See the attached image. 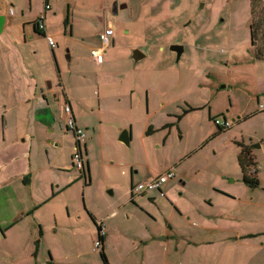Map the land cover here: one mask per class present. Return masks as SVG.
Returning a JSON list of instances; mask_svg holds the SVG:
<instances>
[{
	"label": "rangeland",
	"instance_id": "1",
	"mask_svg": "<svg viewBox=\"0 0 264 264\" xmlns=\"http://www.w3.org/2000/svg\"><path fill=\"white\" fill-rule=\"evenodd\" d=\"M131 1L127 8L113 15L110 3L105 0L100 20L95 14L97 18L84 16L79 6L75 8L72 33L67 32L64 38L54 36L60 53L56 59L43 38L34 41L43 65L51 70L47 76L55 87L62 81L67 88L74 89L67 82L69 74H83L91 79L92 107L96 99L94 91L106 106L101 107L102 118L100 123L97 121L103 134L94 141L91 149L89 187L70 188L67 194L70 203L80 211L83 204H87L99 218L117 210L116 218L109 224L103 221L105 233L109 231L115 239L119 237L114 234L127 236L154 229V226L164 229L167 223L179 232H192L193 228L174 205L173 197L179 196L184 188L179 201L185 206L184 210L187 208L192 214L203 195L207 199H223L220 192L213 193V189H217L214 184L221 187L225 183L234 193L248 200L246 215L248 220L252 218L256 223L249 226L262 228L258 218L264 217V186L259 183L252 189L243 185L237 157L241 146L257 155L253 146L264 144V111H258V104L264 102V96L256 94L260 81L255 79L264 74V68L251 62L259 53L264 54V0ZM150 9L157 10L156 14L145 13ZM109 21L115 33L114 43L106 51L103 63L98 65L92 60L90 51L100 46L98 34ZM252 31H255V52L249 45ZM170 45L186 47L177 63L176 55L169 52ZM112 49L115 52L109 53L113 52ZM133 49L144 52L147 57L138 64L134 63L130 59ZM165 66L169 68L164 70ZM254 67L257 68L254 70ZM161 74H165V79ZM168 75L170 79H167ZM130 81L134 92L132 110L119 105L127 99L125 95ZM256 96L260 100L258 104ZM148 105L150 116L146 117ZM195 105L200 106L198 110L185 112ZM126 118L133 120V138L129 146L117 140L122 131L131 132L130 127L118 132ZM216 119L231 123V128L221 136H218L221 133L218 134L219 129L214 124ZM146 121L154 128L163 123L166 125L154 129L150 137L144 138ZM145 153L148 160H144ZM169 167H173L176 177L165 187L170 191L166 199L148 202L156 205L157 211L140 205L139 197L137 203L127 205L132 185ZM198 184L208 187L213 184V187L202 189ZM152 193L158 195V192ZM73 195L76 203L72 202ZM203 206L208 212H214L211 205V208ZM60 210L66 214V208L60 207ZM88 221L93 223L90 216ZM2 237L0 232V249H14L12 241ZM172 243L175 246V238ZM171 245L167 247V264L176 261ZM90 247L96 250L94 244ZM57 248L60 247L57 245ZM152 250L150 261L160 259L158 249ZM107 252L111 256L112 252ZM94 263L103 264L98 258ZM90 264L93 263L90 261ZM113 264H119L115 258Z\"/></svg>",
	"mask_w": 264,
	"mask_h": 264
},
{
	"label": "crops",
	"instance_id": "2",
	"mask_svg": "<svg viewBox=\"0 0 264 264\" xmlns=\"http://www.w3.org/2000/svg\"><path fill=\"white\" fill-rule=\"evenodd\" d=\"M107 1L110 3L113 15H116L118 10L127 8V3L132 2L131 0ZM103 3L105 0H52L50 9L44 11V0H0V232L3 235L2 239H10L14 247V249H0V264H90V261L95 264L96 258L102 262L101 254L104 255L107 264H113L114 258L119 264H151L154 261L156 264H167V247L174 238L175 246L172 243L171 247L173 254L176 255V261L173 264H264V217L258 218L262 228H251L249 225L256 223L252 218L249 221L246 215L248 200L234 193L225 183L221 187L214 184L217 189H213V193L220 192L223 199L217 197L207 199L203 195L192 214L187 208L185 211L183 208L185 206L179 201L184 188L179 192V196L173 197L174 205L181 210L180 216L185 217L186 222L193 228L192 232H179L167 223L164 229L154 226V229L149 228L127 236L114 234L119 237L115 239L109 235V231L108 234L105 233L106 226H103V221L109 224L116 218L117 210L107 212L99 218L95 216V212L89 210L87 204H83V209L80 211L70 203V197L67 196L70 188L75 187L80 190L82 187L83 189L89 187L87 183L91 149L95 144L94 141L103 134L99 129V123L102 118L101 107L105 104L103 99L99 98L100 95L94 94V91L93 95L96 99L95 106L92 107L89 86L91 79L85 78L83 74H69L67 82L74 89L67 88L62 81H59L55 87L47 76L51 70L43 65V59L38 56L34 41L36 38H43L46 42V36L64 38L67 32L70 34L73 31L72 13L75 8L79 6L84 16L99 18L102 11L104 13ZM173 6L175 9V5ZM156 12L157 10L150 9L145 13L155 15ZM41 17L44 24L42 32L35 26ZM105 27L112 28L114 37L115 33L110 21ZM113 37L109 47L114 43ZM250 38L249 45L255 52L257 48L255 37L253 35ZM46 45L51 49L47 42ZM152 46L154 45L150 47ZM109 47L101 50L102 63L106 51L112 48ZM182 47L186 48L185 45ZM55 48V50L51 49V53L56 59L60 53L59 48ZM99 48L101 44L90 51L91 58L92 53ZM132 51L131 61H133ZM114 52L115 50L109 53ZM141 53L144 57L138 63L147 57L144 52ZM67 58L69 59L68 55ZM251 62L264 68L262 56L252 59ZM167 68L169 67L165 66L164 70ZM256 68L254 67V70ZM161 76L165 79V74ZM167 79H170L169 75ZM255 79L260 81L256 94L264 96V74ZM133 94V82L130 81L127 83L125 95L127 99L123 104L119 102V105L132 110ZM256 99L258 104L260 101L258 96ZM64 106L70 107L75 126L86 135L82 147L83 172H78L73 167V133L59 126L65 119L62 112ZM199 107L195 105L190 108L196 111ZM149 116L150 105L146 114V117ZM132 121V118L122 120L118 130L120 132L130 127L129 133L124 130L128 134L129 144L130 139L133 138ZM165 125L166 123H163L154 128L146 121L143 127L144 138L150 137L154 129ZM148 129L149 134H147ZM227 131H223L218 136ZM263 146V143L261 147L253 146L257 151V155H253L256 159V178L260 186H264ZM147 156L145 153L144 160H148ZM169 168L173 170V167ZM159 174L147 176L145 181ZM173 180L164 185V197L154 195L152 192L133 195L132 185L127 205L139 197L137 201L140 205L157 211V206L148 202L154 203L157 198L166 199L170 191L165 190V187ZM182 185L184 186L183 183ZM198 185L202 189L213 187V184L210 187ZM82 196L84 197V192ZM75 201L76 196L73 195L72 202L76 203ZM203 205H211L210 208L214 212H208V209L202 208ZM60 207L66 208V214L60 210ZM133 208L138 210L136 207ZM88 216L93 223L88 221ZM99 228L103 233L101 235L98 233ZM96 241H99L100 246L94 251L90 246L95 245ZM57 245L60 248H57ZM152 249H158L160 259L150 261L151 251H154ZM107 251L112 252L111 256Z\"/></svg>",
	"mask_w": 264,
	"mask_h": 264
},
{
	"label": "built area",
	"instance_id": "3",
	"mask_svg": "<svg viewBox=\"0 0 264 264\" xmlns=\"http://www.w3.org/2000/svg\"><path fill=\"white\" fill-rule=\"evenodd\" d=\"M50 1L52 0H44V11H48L50 9ZM37 28L40 31L44 30V24H43V17L40 18L38 21ZM113 37V30L112 28H105L98 34V39L101 44V48L94 51L92 53V59L96 62V64L102 63V57H101V50H105L109 47L111 43V39ZM46 42L48 46L53 50L56 47V44L54 42V38L51 36H46ZM258 111L263 112L264 111V102H260L258 104ZM63 115L65 116V119L63 122H60L59 126L60 128H63L66 131H70L73 133L74 136V149L72 154V163L74 169L82 172L84 169V162H83V156H82V147L84 145L86 135L85 133L78 129L75 126L73 117L71 115V110L69 106H64L62 109ZM214 124L216 127H219L223 130H228L231 128V123L229 121H220L215 120ZM175 177V174L172 169H169L161 174H159L157 177L150 179L148 181L138 183L134 185L132 194L133 195H141L149 192H158V195L160 197H164V185L167 184L169 181L173 180ZM103 234L102 230L100 231V235ZM100 246L99 241H96L95 243V249H98Z\"/></svg>",
	"mask_w": 264,
	"mask_h": 264
},
{
	"label": "trees",
	"instance_id": "4",
	"mask_svg": "<svg viewBox=\"0 0 264 264\" xmlns=\"http://www.w3.org/2000/svg\"><path fill=\"white\" fill-rule=\"evenodd\" d=\"M37 25H38V23L36 22L35 26H37ZM38 31H40V30L38 29ZM40 32H42V31H40ZM254 32L255 31L251 32L252 37H253ZM259 56H262V58L264 60V54L259 53ZM259 56H257L256 58H258ZM193 110L194 109L189 107L185 112L188 113L189 111H193ZM217 128L219 129L218 134L225 131L219 127H217ZM147 134H149V129L147 130ZM237 162H238V166H239L240 171H241L242 183L248 188H252V189L257 188L259 186V181L256 178V163H255V160H254V157L252 155L251 150L249 148L241 146L238 157H237ZM100 231H101V229L99 228L98 233H100ZM100 238L101 237H99V239ZM101 260H102L103 264H107L106 259H105L104 255H102V254H101Z\"/></svg>",
	"mask_w": 264,
	"mask_h": 264
},
{
	"label": "water",
	"instance_id": "5",
	"mask_svg": "<svg viewBox=\"0 0 264 264\" xmlns=\"http://www.w3.org/2000/svg\"><path fill=\"white\" fill-rule=\"evenodd\" d=\"M183 50L184 49L181 45H170L169 46V51L176 55V63L180 59V57L183 53ZM143 57H144V55L139 50L136 49V50L132 51L131 58H132L134 63L139 62ZM118 141L121 142L122 144H124L125 146H129V137H128V134L126 131H123L120 134Z\"/></svg>",
	"mask_w": 264,
	"mask_h": 264
},
{
	"label": "flooded vegetation",
	"instance_id": "6",
	"mask_svg": "<svg viewBox=\"0 0 264 264\" xmlns=\"http://www.w3.org/2000/svg\"><path fill=\"white\" fill-rule=\"evenodd\" d=\"M78 172H80V171H78ZM84 179V178H83Z\"/></svg>",
	"mask_w": 264,
	"mask_h": 264
}]
</instances>
